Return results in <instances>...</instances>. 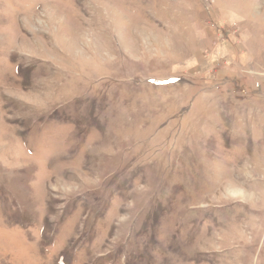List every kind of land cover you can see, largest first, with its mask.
Wrapping results in <instances>:
<instances>
[{
	"label": "rangeland",
	"instance_id": "obj_1",
	"mask_svg": "<svg viewBox=\"0 0 264 264\" xmlns=\"http://www.w3.org/2000/svg\"><path fill=\"white\" fill-rule=\"evenodd\" d=\"M0 264H264V0H0Z\"/></svg>",
	"mask_w": 264,
	"mask_h": 264
},
{
	"label": "bare ground",
	"instance_id": "obj_2",
	"mask_svg": "<svg viewBox=\"0 0 264 264\" xmlns=\"http://www.w3.org/2000/svg\"><path fill=\"white\" fill-rule=\"evenodd\" d=\"M49 255V254H48ZM52 257V256H51Z\"/></svg>",
	"mask_w": 264,
	"mask_h": 264
}]
</instances>
